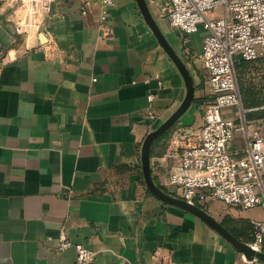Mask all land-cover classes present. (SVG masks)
I'll return each mask as SVG.
<instances>
[{"label":"crops","instance_id":"1","mask_svg":"<svg viewBox=\"0 0 264 264\" xmlns=\"http://www.w3.org/2000/svg\"><path fill=\"white\" fill-rule=\"evenodd\" d=\"M146 1L194 82L184 121L169 133L198 126L211 96L199 59L205 30L185 33L170 24L168 0ZM103 9L101 0H0V264H77L74 246L58 249L61 229L93 251L87 264H264L146 188L142 141L181 103L185 83L136 0H114L104 19ZM235 73L241 104L224 115L238 126L229 150L241 157L239 127L264 115V56L239 61ZM248 89L257 104L246 107ZM160 136L151 174L173 194L170 174L183 169L164 157ZM257 190L264 197V176ZM198 205L249 244L251 222L263 215L261 206Z\"/></svg>","mask_w":264,"mask_h":264},{"label":"built area","instance_id":"2","mask_svg":"<svg viewBox=\"0 0 264 264\" xmlns=\"http://www.w3.org/2000/svg\"><path fill=\"white\" fill-rule=\"evenodd\" d=\"M101 2L104 19L114 0ZM165 12L170 24L185 33L204 28L199 59L211 88L201 124L177 126L167 137L164 157L179 160L183 169L170 174L173 195L195 204L220 200L245 209L261 206L262 217L251 222L250 245L257 249L264 241V197L257 190L264 176V116L256 126L239 127L246 134V153L235 157L229 144L238 126L224 109L241 104L236 61L264 56V0H168ZM154 97L147 95L149 101ZM70 246L75 247L77 264L91 262L93 251L72 243L61 229L58 249Z\"/></svg>","mask_w":264,"mask_h":264},{"label":"water","instance_id":"3","mask_svg":"<svg viewBox=\"0 0 264 264\" xmlns=\"http://www.w3.org/2000/svg\"><path fill=\"white\" fill-rule=\"evenodd\" d=\"M139 6V9L143 15L145 22L148 24L157 40L160 42L162 47L166 50V52L170 55V57L174 60L177 65L180 73L183 76L185 83V95L181 103L178 107L157 127L150 130L144 137L141 147H140V161H141V171L144 179V183L148 191L160 199L162 202L166 204H171L177 207H180L184 210H187L210 226H212L217 232H219L226 240H228L232 245H234L238 250H240L247 258L257 257L264 260V252L261 250H256L252 248V246L237 238L228 228H226L221 222L216 220L211 214H209L205 209L195 203H190L183 198L175 196L165 190H163L160 186H158L153 180L151 174V166H150V154H151V146L153 141L166 132L179 118L180 116L188 109L190 104L194 98V82L190 72L187 67L180 59V57L176 54V52L172 49L162 31L160 30L156 20L154 19L149 6L146 0H136Z\"/></svg>","mask_w":264,"mask_h":264},{"label":"rangeland","instance_id":"4","mask_svg":"<svg viewBox=\"0 0 264 264\" xmlns=\"http://www.w3.org/2000/svg\"><path fill=\"white\" fill-rule=\"evenodd\" d=\"M236 73H238L237 70H236ZM237 77H238L239 80L241 79V81L243 82V84L246 83V84L249 85V84H252L254 82L253 81V75H249V77H247V78H245L243 76H240L239 77V75H237ZM246 94H247L246 96L248 97V99L243 100V104L244 105H247V106H253V105H255V103H256L255 95L252 94V92L250 91V89H248V91L246 92ZM180 119L184 121L183 115L180 117Z\"/></svg>","mask_w":264,"mask_h":264},{"label":"trees","instance_id":"5","mask_svg":"<svg viewBox=\"0 0 264 264\" xmlns=\"http://www.w3.org/2000/svg\"><path fill=\"white\" fill-rule=\"evenodd\" d=\"M239 61H244V60L239 59V60L236 61V64H237ZM255 104H257V102H256ZM244 106L249 107V106H247V105H244ZM263 116H264V115H263ZM168 133H169V130H167L166 132H164L160 137H164V136L167 137Z\"/></svg>","mask_w":264,"mask_h":264}]
</instances>
